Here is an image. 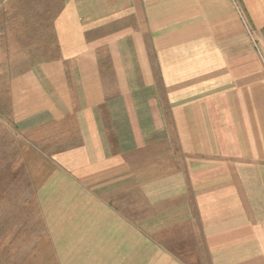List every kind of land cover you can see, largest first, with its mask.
Returning a JSON list of instances; mask_svg holds the SVG:
<instances>
[{
    "label": "crops",
    "instance_id": "1",
    "mask_svg": "<svg viewBox=\"0 0 264 264\" xmlns=\"http://www.w3.org/2000/svg\"><path fill=\"white\" fill-rule=\"evenodd\" d=\"M53 34L8 84L37 214L0 264H264V0H61Z\"/></svg>",
    "mask_w": 264,
    "mask_h": 264
},
{
    "label": "rangeland",
    "instance_id": "2",
    "mask_svg": "<svg viewBox=\"0 0 264 264\" xmlns=\"http://www.w3.org/2000/svg\"><path fill=\"white\" fill-rule=\"evenodd\" d=\"M61 0H0V217L36 215L21 158L20 135L9 112L11 77L57 55L53 18ZM18 203L19 207H15Z\"/></svg>",
    "mask_w": 264,
    "mask_h": 264
}]
</instances>
